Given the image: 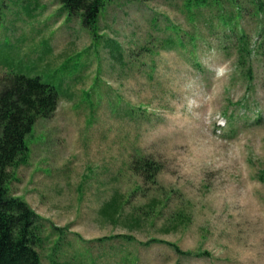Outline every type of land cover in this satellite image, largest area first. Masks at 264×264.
Segmentation results:
<instances>
[{"label":"rangeland","instance_id":"obj_1","mask_svg":"<svg viewBox=\"0 0 264 264\" xmlns=\"http://www.w3.org/2000/svg\"><path fill=\"white\" fill-rule=\"evenodd\" d=\"M263 29L264 0H112L95 31L60 0H0V75L59 97L8 183L43 264H264Z\"/></svg>","mask_w":264,"mask_h":264},{"label":"trees","instance_id":"obj_2","mask_svg":"<svg viewBox=\"0 0 264 264\" xmlns=\"http://www.w3.org/2000/svg\"><path fill=\"white\" fill-rule=\"evenodd\" d=\"M110 1L60 0V3L61 10L80 16L82 24L95 31L101 11ZM227 1L234 3V0H186V4L221 6ZM242 37L241 50L246 44ZM258 49L264 57V29ZM111 53L121 55L119 47L113 44ZM239 62L244 63L241 56ZM250 74V68L246 69V75L251 77ZM58 99L56 87L39 76L0 75V264H43L37 249L43 240L42 218L25 200L10 193L8 183L12 178L11 169L27 160V137L38 118L50 116L58 106ZM136 163H140L133 167L138 173L148 179L155 176L158 166L153 160L143 156Z\"/></svg>","mask_w":264,"mask_h":264}]
</instances>
